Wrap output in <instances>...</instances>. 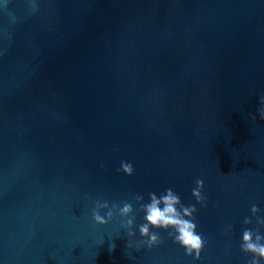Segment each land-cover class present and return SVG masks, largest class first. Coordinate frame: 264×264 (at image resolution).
Masks as SVG:
<instances>
[{
	"label": "water",
	"instance_id": "1",
	"mask_svg": "<svg viewBox=\"0 0 264 264\" xmlns=\"http://www.w3.org/2000/svg\"><path fill=\"white\" fill-rule=\"evenodd\" d=\"M261 97L264 0H0V264H248ZM168 188L197 209L199 259L171 229L137 249L139 204ZM96 200L131 203L135 235L95 224Z\"/></svg>",
	"mask_w": 264,
	"mask_h": 264
},
{
	"label": "clouds",
	"instance_id": "2",
	"mask_svg": "<svg viewBox=\"0 0 264 264\" xmlns=\"http://www.w3.org/2000/svg\"><path fill=\"white\" fill-rule=\"evenodd\" d=\"M260 102L262 107L258 109L259 118L264 120V97L260 98ZM252 119L255 120L256 117L253 116ZM118 171L131 176L134 169L130 162L121 161ZM203 187V180L197 179L195 181V188L191 192L196 202L202 205L206 199L202 195ZM148 197V203L139 204V211L145 214V223L138 228L141 239L136 241L137 249L140 246L151 249L161 243L160 234L150 229H171L167 233L168 236L172 238L174 243L179 244L185 250V255L192 256L193 259H199L205 240L196 232L197 225L194 223L195 218L193 215L197 211L195 205H183L179 195L171 188L166 189L159 196L149 192ZM134 200L140 202L143 200V196L136 195ZM102 210H106L103 216L100 214ZM258 211L259 209L256 205L251 207L252 214L255 215ZM132 213L133 205L129 202H123V206L121 207L116 203L109 205L107 201L101 202L100 200H96L93 202L91 209V219L95 224L103 226L114 218V214L118 215L123 220L121 226L128 229L127 235L131 237L135 235L131 231L134 224ZM243 222L244 224H250L252 221L250 218H245ZM256 224L264 226V219L257 217ZM262 241H264V236L259 234L258 229H245L243 231L240 249L242 252L252 255L248 264H260V261L264 260V243ZM131 246V242H129L127 247Z\"/></svg>",
	"mask_w": 264,
	"mask_h": 264
}]
</instances>
